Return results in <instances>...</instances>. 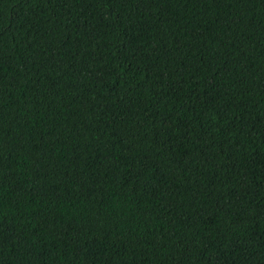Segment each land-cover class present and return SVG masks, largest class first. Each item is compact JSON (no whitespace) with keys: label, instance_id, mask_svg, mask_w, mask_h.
Here are the masks:
<instances>
[{"label":"trees","instance_id":"16d2710c","mask_svg":"<svg viewBox=\"0 0 264 264\" xmlns=\"http://www.w3.org/2000/svg\"><path fill=\"white\" fill-rule=\"evenodd\" d=\"M0 264H264V0H0Z\"/></svg>","mask_w":264,"mask_h":264}]
</instances>
